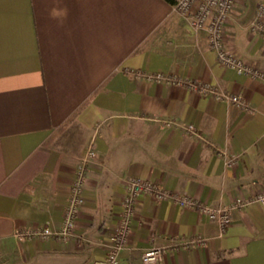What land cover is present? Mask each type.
I'll list each match as a JSON object with an SVG mask.
<instances>
[{"label": "crops", "instance_id": "0c3cea01", "mask_svg": "<svg viewBox=\"0 0 264 264\" xmlns=\"http://www.w3.org/2000/svg\"><path fill=\"white\" fill-rule=\"evenodd\" d=\"M173 1L0 0V254L8 263L103 259L122 212L123 178L134 175L213 205L246 202L230 208L221 232L172 198L141 194L118 264H140L143 250L172 238L179 245L160 264H264V205L254 199L264 193V81L220 64ZM242 1L226 27L228 46L264 70V40L249 29L257 2ZM126 68L217 84L253 109ZM89 147L95 156L74 233L15 237L60 226ZM222 152L236 162L226 164ZM197 236L204 244H181Z\"/></svg>", "mask_w": 264, "mask_h": 264}, {"label": "built area", "instance_id": "2783aa9c", "mask_svg": "<svg viewBox=\"0 0 264 264\" xmlns=\"http://www.w3.org/2000/svg\"><path fill=\"white\" fill-rule=\"evenodd\" d=\"M237 2L238 0H174L171 2V9L177 12L193 31L204 33L207 44L214 50L220 64L232 68L239 74L264 81L263 69L243 59L228 46L226 27ZM249 29L264 40V0H258ZM125 71L136 78L184 86L201 95L211 96L216 100L234 104L242 109L248 111L253 109L242 94L227 91L217 84L179 76L174 73L146 71L141 68H126ZM188 128L192 129V125H189ZM222 153L227 155L225 152ZM94 156L95 150L92 147L87 148L85 156L81 158L76 166L75 178L71 184L69 198L60 226L51 228L49 225H43L37 228L17 230L14 232L15 237L19 239L32 236L67 238L74 233L76 219L83 203L81 192L85 181L86 164ZM235 157L234 155L225 156V163L228 165L235 163ZM123 184L122 212L110 234V247L106 256L101 260L94 261L93 264L119 263L120 252L126 247L129 240L130 221L135 212V202L141 194L147 193L159 200L172 198V201L177 205L195 209L207 215L218 224L221 232L231 223L230 208L242 206L246 202L244 199L237 198L231 204L213 205L188 194L172 192L160 182L134 175H127L123 178ZM254 199L259 200L264 205V193L256 194ZM181 244L188 247L202 245L204 241L197 236ZM178 245L179 243L172 238L167 243L150 246L141 252L140 264H160L167 250Z\"/></svg>", "mask_w": 264, "mask_h": 264}, {"label": "rangeland", "instance_id": "374dc122", "mask_svg": "<svg viewBox=\"0 0 264 264\" xmlns=\"http://www.w3.org/2000/svg\"><path fill=\"white\" fill-rule=\"evenodd\" d=\"M255 2H258V0H243L242 1V4H244V6L246 5L247 7H250V6H253V4H255ZM6 256L7 255L4 254V253H1L0 254V263L1 264H2V262L5 263V264H15V263H8V259L9 258H6Z\"/></svg>", "mask_w": 264, "mask_h": 264}]
</instances>
